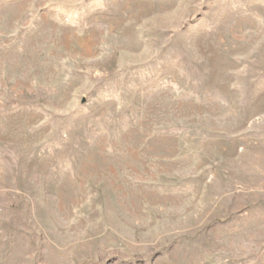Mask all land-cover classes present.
<instances>
[{
	"label": "rangeland",
	"instance_id": "obj_1",
	"mask_svg": "<svg viewBox=\"0 0 264 264\" xmlns=\"http://www.w3.org/2000/svg\"><path fill=\"white\" fill-rule=\"evenodd\" d=\"M0 264H264V0H0Z\"/></svg>",
	"mask_w": 264,
	"mask_h": 264
}]
</instances>
